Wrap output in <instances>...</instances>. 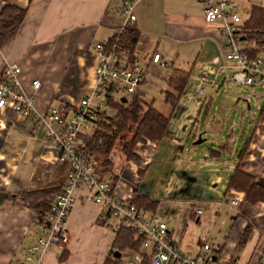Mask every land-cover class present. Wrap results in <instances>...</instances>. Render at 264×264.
<instances>
[{
    "label": "crops",
    "instance_id": "obj_1",
    "mask_svg": "<svg viewBox=\"0 0 264 264\" xmlns=\"http://www.w3.org/2000/svg\"><path fill=\"white\" fill-rule=\"evenodd\" d=\"M120 2L12 1L25 12L14 36L0 46V71L6 63L20 67L19 85L32 97L34 113L42 114L50 107L66 111L79 97L92 92L95 56L91 46L119 31ZM2 4L0 0V8ZM201 9L200 0L134 1L136 59L144 65L156 52L169 69L188 70L189 75L162 138L136 143L133 151L138 159L124 161L119 168L110 165L104 175L108 180L111 175L117 178L112 187L115 198L130 201L138 192L152 200L153 208L147 210L161 216L168 236L181 252L194 254L202 243H208L221 261L254 264L264 250V203L244 202L242 192L226 190V183L237 165L264 185V91L238 146L233 145L231 134L222 141V123H215L221 118L209 116L211 107L207 108L204 132L208 127L215 129L217 141L201 148L203 131L196 123L204 99L197 100L198 87L203 83L217 87L222 77L223 82L226 80L225 72L218 69L224 62L222 39L216 29L219 23L205 22ZM161 40L165 44H160ZM190 43L195 44V51L172 46ZM34 80L38 81L35 90ZM169 111L167 106L163 114ZM226 154L227 159L223 158ZM67 171L68 165L56 160L55 148L32 114L21 117L9 107L0 109V264H21L26 248L48 224L45 212L32 210L9 196L29 188L62 184ZM75 196L64 222L67 243L49 246L40 256V264H102L109 253L117 226L109 219L98 221L102 210L85 200L83 190H76ZM229 199H235L237 205L231 207ZM194 208H200L201 213L194 215ZM187 219L201 230L175 232V222ZM246 225L248 238L238 246L237 238ZM63 250L66 255L60 259ZM139 251L147 253L146 248ZM127 252L135 253H120L124 262L130 259Z\"/></svg>",
    "mask_w": 264,
    "mask_h": 264
},
{
    "label": "built area",
    "instance_id": "obj_2",
    "mask_svg": "<svg viewBox=\"0 0 264 264\" xmlns=\"http://www.w3.org/2000/svg\"><path fill=\"white\" fill-rule=\"evenodd\" d=\"M135 0H121L119 14L122 24L118 32L105 42H95L91 49L95 56V84L92 92L81 96L66 109L58 111L50 107L46 112L34 113L33 99L20 88L17 64L6 63L0 71V109L9 107L17 115H33V119L44 128V137L56 150V160L68 165V171L45 212L48 224L40 235L26 248L21 264H40L41 254L51 245H65L68 234L64 228L65 219L72 209L76 190H83L85 200L97 205L116 226H123L132 232L133 238L140 237L141 247L147 249L148 264H232L221 261L210 244L202 243L199 252H181L168 236L166 224L159 214L130 201L115 198L110 182L100 169L99 162L82 149V135L96 127L101 112H109L106 100L109 98L125 102L142 89L150 65L166 68L167 63L159 53H151L145 64L133 56L129 59L119 43V35L125 27L134 22L132 12ZM202 18L205 22L217 21V32L222 39L223 63L218 69L225 72L226 80L233 85L255 86L264 82V53H253L256 46L247 36L244 21L251 7H264V0H200ZM134 55V54H133ZM38 81H32V88ZM202 86H199V92ZM202 93V92H201ZM229 205L236 206L235 199ZM194 215L201 213L194 208ZM140 255L135 252L125 264H137ZM254 264H264L262 250Z\"/></svg>",
    "mask_w": 264,
    "mask_h": 264
},
{
    "label": "trees",
    "instance_id": "obj_3",
    "mask_svg": "<svg viewBox=\"0 0 264 264\" xmlns=\"http://www.w3.org/2000/svg\"><path fill=\"white\" fill-rule=\"evenodd\" d=\"M2 1L3 4L0 8V46L14 36L25 12V9L13 4V0ZM244 26L248 30L246 32L247 37L256 46L253 53H264V7H251L244 21ZM137 38L138 33L133 25L125 27L119 35V43L130 60L134 56V45ZM170 69L169 75L163 79L166 86L163 92V103L170 107L168 114L158 111L153 106V100L146 101L141 89L126 102L120 101L119 103L108 98L106 105L109 112H101L96 120V127L82 135V149L99 162L102 171L111 165L109 155L113 151L116 139H119L117 144L124 161H136L138 157L133 151L136 143L153 142L162 138L167 127L169 114L178 102L189 75L188 70ZM128 131H132V133L130 138L126 140L121 133ZM242 152L238 156H241ZM116 179L115 175L110 176L111 189ZM61 185L29 188L9 197L17 198L23 205L32 210L47 212L49 204L55 195L61 191ZM229 189L242 192V200L246 203H264V185L255 181L250 174L241 171L237 165L227 180L226 190ZM130 202L150 210L154 205V202L146 195L138 192L132 195ZM107 219L105 212H102L98 221L104 223ZM248 230L249 226L246 225L241 231L236 242L238 246L246 242L249 234ZM140 247V237L133 238L130 229L119 225L115 228L113 242L102 264H125L121 257L114 258L111 253L113 251L122 253L126 250L139 253L140 261L137 264H148V255L143 251L140 252ZM65 255L66 252L63 250L59 256L60 259H63Z\"/></svg>",
    "mask_w": 264,
    "mask_h": 264
},
{
    "label": "rangeland",
    "instance_id": "obj_4",
    "mask_svg": "<svg viewBox=\"0 0 264 264\" xmlns=\"http://www.w3.org/2000/svg\"><path fill=\"white\" fill-rule=\"evenodd\" d=\"M160 44H165L164 40H161ZM175 45L180 48V51H183V49L195 51L196 49L195 44L193 43L186 45L173 44L172 46L175 48ZM223 54L224 53L222 52V58ZM170 72L171 69L168 68V65L166 68H151L148 71L146 81L142 85L144 99L146 101L153 100V106L161 113L167 109V106L163 103V92L166 89L163 79L167 77ZM200 91L202 93L197 92L196 94L197 100L204 99V106L197 118L196 125H199L200 129L203 131L201 138L204 140L201 142V148H204V145L208 147L213 143L212 141H217L213 136V131H215V129H210L208 127V132H204L205 113L206 109L209 107H211V110L208 112L209 116L215 115L216 117L218 116L221 118V121H216L215 123H222V141L224 140V136L231 134L233 145H240L241 136H244L247 133L250 126V120L253 115L256 114V105L262 103L260 100V94L264 91V82L248 87L233 85L230 81L225 80L218 88L216 85L209 86L207 83H203ZM214 108H217L218 111H215ZM131 133L132 131H128L121 133V135L127 140L130 138ZM118 141L119 139H116L113 151L111 155H109L111 166L114 168H119L121 164L124 163V159L120 154L119 146L117 144ZM217 144H220V142H217ZM199 146L200 144L198 147ZM227 157H229L228 154L223 156L225 159H227ZM105 170H103V172H105ZM180 230H183V233L186 234L188 232L192 233L200 231L201 229H197V225L193 223V220L187 219L185 222L183 220L175 222V232L178 233ZM185 238H187V236ZM246 253V250L241 253L243 260L246 259ZM132 256L133 254L131 252L126 253L127 258H131Z\"/></svg>",
    "mask_w": 264,
    "mask_h": 264
},
{
    "label": "water",
    "instance_id": "obj_5",
    "mask_svg": "<svg viewBox=\"0 0 264 264\" xmlns=\"http://www.w3.org/2000/svg\"><path fill=\"white\" fill-rule=\"evenodd\" d=\"M223 80H224V77H222V78L220 79L219 83L217 84V87H219L220 85H222ZM120 100H121V102H125L124 98H121ZM199 142H200V139H198V140L196 141V143H199ZM111 255H112V257H114V258H119L120 253L117 252V251H113V252L111 253Z\"/></svg>",
    "mask_w": 264,
    "mask_h": 264
},
{
    "label": "bare ground",
    "instance_id": "obj_6",
    "mask_svg": "<svg viewBox=\"0 0 264 264\" xmlns=\"http://www.w3.org/2000/svg\"><path fill=\"white\" fill-rule=\"evenodd\" d=\"M198 92H199V90H198Z\"/></svg>",
    "mask_w": 264,
    "mask_h": 264
}]
</instances>
